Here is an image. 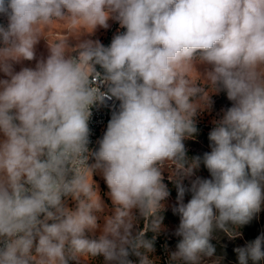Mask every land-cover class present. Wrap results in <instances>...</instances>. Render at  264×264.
<instances>
[{
    "label": "clouds",
    "instance_id": "clouds-1",
    "mask_svg": "<svg viewBox=\"0 0 264 264\" xmlns=\"http://www.w3.org/2000/svg\"><path fill=\"white\" fill-rule=\"evenodd\" d=\"M0 15L8 19L0 25V71L8 75L9 60L34 59V45L45 37L41 23L67 18L90 27L48 43L50 55L35 69L0 80V264L101 255L107 264H132L130 250L140 264H153L139 249L154 251L155 237L145 234L161 227L157 213L169 196L162 171L174 165L193 173L199 158L185 167L183 141L196 131L197 110L220 90L233 103L209 134L213 146L203 164L211 179L197 178L186 204L177 183L175 235L182 239L171 261L212 257L214 228L232 235L229 224L248 223L264 206V0H0ZM110 18L126 28L110 46L84 40L69 47L68 37L107 28ZM196 63L211 66L200 74L214 88L210 94L189 76ZM113 97L119 111L90 152L91 108ZM96 170L115 207L101 235L88 238L105 208ZM68 196L75 210L65 206ZM133 210L147 221L143 230H135ZM235 251L239 264L264 260V234Z\"/></svg>",
    "mask_w": 264,
    "mask_h": 264
},
{
    "label": "rangeland",
    "instance_id": "rangeland-1",
    "mask_svg": "<svg viewBox=\"0 0 264 264\" xmlns=\"http://www.w3.org/2000/svg\"><path fill=\"white\" fill-rule=\"evenodd\" d=\"M108 27L104 28L97 26L91 33L84 32L79 37H68V45L70 48L75 49L76 46L84 40L99 41L103 46L107 47L110 39V35L113 33L119 21L110 18L108 21ZM85 28L86 31H90V27L84 26L81 21L73 23L72 20L65 18L61 20H52L47 25L41 23L38 26L40 32L43 33L38 39V42L34 45V59L29 61L25 59L9 60L11 68V75H15L23 68L35 69L37 63L40 61H46L50 55L49 44H54L57 41L63 40L66 33L72 32L79 35L81 28ZM4 45L0 46L3 47ZM70 55V53H69ZM211 70V66L204 63H196L195 68H189V76L193 81H198L202 88L208 94L214 91L208 82L200 76H204L207 71ZM199 73H198V72ZM11 75L5 74L0 71V80H11ZM201 106L206 104V100L199 101ZM232 101L227 98L226 91L220 90L210 95V104L202 109H198L196 115L193 117V123L196 131L191 136L186 137L183 141L185 147V167L192 166L193 163L199 158V164L193 168L191 175H185L183 171H177L175 166L169 167L165 165L162 175V182L166 185L169 192V196L161 201L162 208L157 213L162 217L161 227L159 232L148 231L145 234V239L150 240L151 237H155L158 241V245H154V251L145 253L144 249H139L141 254H147L149 259L153 261V264H175L171 261V254L177 251V245L182 237L176 236L175 232L179 227L180 215L173 211L178 206L177 196L178 189L177 183L179 182L185 189L183 197V203H187L192 198V191L190 190L193 182L197 179H211L209 170L203 164V156L205 153H210L212 150L213 142L209 139L210 132L217 126V123L222 119L224 112L232 106ZM14 111V110H13ZM5 139L3 133H0V140ZM176 173V174H175ZM90 179V178H89ZM92 179L96 185L99 196L103 201L105 208L103 212L97 213L99 227L94 232L86 230L85 235L88 238H98L102 233V228L105 223V217L114 214V205L112 204L109 196V189L104 180L101 170L93 172ZM69 209L75 210L77 202L71 198V200L65 205ZM134 215L137 217L136 231L143 230L147 221L139 217L138 210H133ZM216 210L214 209V212ZM52 221H49L51 223ZM228 228L232 232L227 233L222 229L214 228L210 243L215 248V253L212 257L202 256L199 264H239L238 254L235 251L237 248H244L250 242L254 241L259 235L264 234V206L258 213H255L248 223L243 225L229 224ZM38 242V241H37ZM33 254L34 249H33ZM128 260L132 264H140V256H137L130 250ZM75 264H107L104 257L97 256L94 258H79L74 260ZM184 264V262H181ZM248 264H264V260L259 262H253L248 260Z\"/></svg>",
    "mask_w": 264,
    "mask_h": 264
},
{
    "label": "built area",
    "instance_id": "built-area-1",
    "mask_svg": "<svg viewBox=\"0 0 264 264\" xmlns=\"http://www.w3.org/2000/svg\"><path fill=\"white\" fill-rule=\"evenodd\" d=\"M126 32V28L121 27L120 23L116 26L113 33L110 35L108 46H110L113 38L118 34H123ZM107 46V47H108ZM72 56H77L78 51H73L70 53ZM96 71L103 74V69L99 66H95ZM97 83H100L99 80ZM100 89L103 92L107 91L106 86L100 85ZM120 101L116 98H105V100L102 103H97L91 108V116L88 120V126H89V143L87 147L89 148L90 152H96L99 149V141L103 138L106 130L107 125L112 118V115L114 112L119 111ZM95 163V158L93 156L89 157L88 164L91 165ZM71 175V174H70ZM70 178V177H69ZM71 196H68L66 198H63L64 204L66 205L70 200Z\"/></svg>",
    "mask_w": 264,
    "mask_h": 264
},
{
    "label": "trees",
    "instance_id": "trees-1",
    "mask_svg": "<svg viewBox=\"0 0 264 264\" xmlns=\"http://www.w3.org/2000/svg\"><path fill=\"white\" fill-rule=\"evenodd\" d=\"M7 24H8L7 16L0 15V25L7 27ZM2 45H3V43H2V41H0V46H2ZM152 239H153V237L150 238V240H152ZM153 244L158 245V241L156 239H154ZM69 264H75L74 260L69 261Z\"/></svg>",
    "mask_w": 264,
    "mask_h": 264
}]
</instances>
